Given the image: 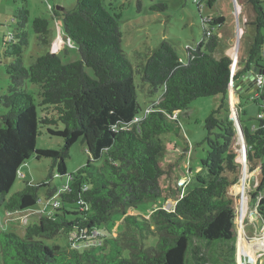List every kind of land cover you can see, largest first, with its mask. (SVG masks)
I'll return each instance as SVG.
<instances>
[{
  "label": "trees",
  "instance_id": "obj_1",
  "mask_svg": "<svg viewBox=\"0 0 264 264\" xmlns=\"http://www.w3.org/2000/svg\"><path fill=\"white\" fill-rule=\"evenodd\" d=\"M76 1L73 9L52 7V12L62 19L65 36L77 44L80 59L64 63L61 54L50 50L25 64L28 0L19 1L13 18L18 31L5 42L4 53L11 61L6 63L8 91L0 96V264H193L197 256L190 252L195 239L234 242L231 262L235 263L237 211L230 189L240 176L237 153L228 144L236 126L231 116H217L220 109L205 122V140L211 138L224 149L216 168L210 167L208 154L192 167H205V179L177 189L174 200L165 197L166 202L143 220L127 209L162 197L160 179L169 173L160 161L167 149L164 135L182 129L180 112L198 98L215 95L223 96L220 108L225 109L232 79L237 82L253 68L264 71V0H244L248 56L245 67L234 75L233 59L216 55L224 15L207 16L203 39L186 48L185 60L164 40L150 51L137 50L141 58L134 64L122 48V13L111 11L103 0ZM205 1L213 8L218 0ZM33 27L49 46V19L36 17ZM135 73L152 95L161 93L146 110L138 99ZM29 83L38 91H31ZM258 91V124L248 131L240 117L239 123L250 169L260 168L258 184L250 194L264 223V89ZM43 128L63 138L64 145L58 150L37 148ZM78 140L102 162L89 161L61 190L51 180L55 174L67 173L66 159ZM33 155L51 159L48 177L37 183L26 181L10 194L21 166ZM43 187L48 188V199L58 196L55 211L40 213L38 220L26 225L24 235L5 230L1 210L29 211L40 200ZM172 189L173 185L167 187V193ZM121 211L124 228L110 240L112 246L92 241L98 227ZM155 237L156 244L146 246Z\"/></svg>",
  "mask_w": 264,
  "mask_h": 264
},
{
  "label": "rangeland",
  "instance_id": "obj_2",
  "mask_svg": "<svg viewBox=\"0 0 264 264\" xmlns=\"http://www.w3.org/2000/svg\"><path fill=\"white\" fill-rule=\"evenodd\" d=\"M20 1V0H19ZM15 0H0V96L7 93L9 87V79L7 77L6 63L10 62V58L5 55V42L9 41L10 36L17 32L16 23L13 21L14 15L20 4ZM30 9V18L26 26L29 34V44L24 49V61L27 66L31 65L39 55H43L48 51L61 54L64 63H69L81 58L78 46L75 42L65 38L64 25L61 18L53 17L52 7H64L65 9H73L76 0H28ZM105 5L113 12H121L120 18L121 29L123 32L122 48L132 63L140 62L138 51H150L157 48L162 41H169L177 50L180 57L186 59V48L196 46L204 36L203 21L207 16L224 15L226 18L225 25L221 28L220 40L221 44L216 51V55L220 53L233 55L232 46L229 49L228 38L236 37L233 44L237 48L238 35L241 34L246 20L243 15L244 0H218L213 8L209 7L205 0H103ZM237 3L240 4V16H237ZM264 9V2H263ZM245 12V9H244ZM36 17H46L50 22V44L44 45L39 35L35 32L33 21ZM241 18V19H240ZM239 26V27H238ZM231 33V34H230ZM230 34V36L228 35ZM64 40H56L60 37ZM247 39H244L245 42ZM245 45L241 46L243 52ZM237 61L236 54L233 58L232 67H235ZM87 71L94 75L93 70L86 68ZM140 75L135 73V82L138 86V99L143 107L148 109L150 104L157 101L161 93L154 95L150 92L148 84L140 79ZM30 85V90L38 91V86ZM258 90L242 92L240 101L227 102L225 109L220 108L224 102L222 95L201 97L193 101L187 111H181L179 114V122L181 128L179 133L171 132L164 135L167 149L160 161L169 173L163 175L160 184L163 188V195L160 199H148L136 206L127 209L128 213L135 214L137 219L143 220L149 217L151 211L165 203V197L171 200L175 199L177 189L184 187L191 181L204 180L205 175L202 171L205 167L198 166L201 160L208 157L211 168H216L220 163L223 148L217 145L210 138L206 141V118L215 110L220 109L217 116L226 118L231 116L235 123L236 130L232 139L229 141V148L237 153L235 162L239 166V181L231 187L230 193L236 202V229L237 241L235 249L237 251V260L233 259L234 242L226 241H204L203 239H195L192 243V253L190 256L196 255L193 264H264V236L262 232L264 224L260 218L245 217L243 206L252 208L253 191L259 181V171L250 169V165L246 156L245 137L240 133L237 127L236 114L242 120V126L248 131H253L258 124L259 105L256 103V94ZM38 102V96H36ZM3 110L0 107V113ZM44 114H48L45 112ZM205 140V141H204ZM210 142L212 150L210 149ZM225 143L224 140H220ZM202 143V144H201ZM64 145V139L59 136H53L48 133L47 128L42 129V133L37 137V148L39 149H55L58 150ZM91 161L95 165H100L102 160L94 159L87 150L82 140H78L70 149V156L66 159L67 173L64 175L55 174L52 178L53 185L63 190L71 179V176L77 172L82 166ZM198 164V165H197ZM51 159H37L33 155L20 168L19 177L13 185L10 194L22 189L26 181L34 183L41 182L46 179L50 173ZM245 177H254V184L249 186L244 182ZM173 185V189L167 193V187ZM264 188V185H263ZM264 191V190H263ZM48 188L40 189V200L29 211L20 213H7L3 208L1 210V219L5 230L11 229L20 235L25 234V227L29 222L38 220L40 213H52L55 211L53 199L47 198ZM258 203V202H257ZM172 201L166 205L169 208ZM256 207V206H254ZM249 212V211H248ZM256 217V216H254ZM243 219H246L242 223ZM251 219V220H250ZM123 213L117 212L113 214L111 220L98 227L95 232L94 240L100 242L107 241L108 246H112L110 240L118 237L123 231ZM99 234V235H97ZM77 237V236H75ZM63 239V238H61ZM157 237L149 239L146 246L154 245ZM61 241V240H60ZM80 242L81 239L75 240ZM128 254V251L125 252Z\"/></svg>",
  "mask_w": 264,
  "mask_h": 264
},
{
  "label": "crops",
  "instance_id": "obj_3",
  "mask_svg": "<svg viewBox=\"0 0 264 264\" xmlns=\"http://www.w3.org/2000/svg\"><path fill=\"white\" fill-rule=\"evenodd\" d=\"M242 5H244V3H243ZM239 6H240V4L237 3V7H238V10H237V16H238V17L240 16V9H239ZM242 13H243V15H245V12H244V6H243V11H242ZM216 16H217V15H216ZM240 19H241V18H240ZM245 22H246V20H245ZM245 22H244V27L246 26V25H245ZM238 27H239V26H238ZM230 34H231V33H230ZM230 34H228V35L230 36ZM65 38L67 39L66 36H65ZM235 38H236V37H231V39L228 38V44H227V45H229V49L231 48L230 46H232V47H233L232 50L234 49V52H233V55H231V54H229V53H227V55H229V56L233 59V58H234V55L236 54L237 61H235V64H236V65H235L234 69L236 70L235 73H238L242 68L245 67L246 59H247V56H248L249 38H248V36H247V31H246V30H243V32H242L241 34L239 33V35H238L237 48H235V46H233V44H234L233 42H234ZM58 39H60V40H64V39L61 38V36L58 37L56 40H58ZM244 39H247V41L245 42V44H244V42H243ZM231 41H233V42H231ZM221 43H222V42H221ZM221 43H220V44H221ZM242 44H243V46L245 45V48H244L243 52H241V46H242ZM216 53H217V52H216ZM220 55H222V53H220ZM261 71H262V70H261ZM263 72H264V71H262V73H260V75H264ZM243 78H244V74L241 75V76L239 77V80H238L237 82L242 81ZM237 82H236V84L234 85V89L231 90V91H229V94H228V102H230V103L235 102L236 105H237V103L240 101V97H241L240 94H241L242 92H248V91L257 90V89H256L257 84H252V82L249 81V79H247L246 81H244V82H243V85H240L239 87H236ZM237 92H238L239 94H237ZM243 176H244L245 186H246V183H247L249 186L253 185L252 183H253V181H254V177H245V174H243ZM248 206H249V205H248ZM248 206H243V211H244V215H245V217H249V214H250V216H251L252 218H260V217H258V215H257V213H256V207H254V206L252 205V208L249 209ZM249 207H250V206H249ZM248 211H249V212H248ZM254 216H256V217H254ZM245 220H246V219H243L242 223L245 222ZM250 220H251V219H250ZM263 224H264V223H263Z\"/></svg>",
  "mask_w": 264,
  "mask_h": 264
},
{
  "label": "water",
  "instance_id": "obj_4",
  "mask_svg": "<svg viewBox=\"0 0 264 264\" xmlns=\"http://www.w3.org/2000/svg\"><path fill=\"white\" fill-rule=\"evenodd\" d=\"M58 8H61V7H58ZM62 8H63V7H62ZM234 71H235V70H234V68L232 67V72H233V74H234ZM260 73H262V71H261L259 68H253L252 70L246 71V72L244 73V78H243V80L237 82L236 87H239L240 85H243V82L246 81L247 79H249V81H251L252 84H256L257 81H258V76L260 75ZM263 73H264V72H263ZM233 80H234V79H233ZM234 83L236 84V80H234ZM256 89H257V87H256ZM237 94H239V93L237 92ZM236 119H237V127L239 128L240 133L242 134V136H244L243 129H242L240 123H239V115H238V114H236ZM259 170H260V168L257 169V171H259ZM257 215L259 216L258 213H257ZM236 219H237V215H236Z\"/></svg>",
  "mask_w": 264,
  "mask_h": 264
},
{
  "label": "built area",
  "instance_id": "obj_5",
  "mask_svg": "<svg viewBox=\"0 0 264 264\" xmlns=\"http://www.w3.org/2000/svg\"><path fill=\"white\" fill-rule=\"evenodd\" d=\"M235 70V69H234ZM236 71V70H235ZM235 71H234V74H235ZM257 86H258V90L259 89H264V75H259L258 76V81H257ZM234 89V81L232 79L231 81V84H230V88H229V91L233 90ZM260 96V92L258 91L257 94H256V98H259ZM260 116H262V114H260ZM176 117V116H175ZM67 188V186H66ZM171 207V206H170ZM262 237L264 236V229H263V232H262ZM264 238V237H263Z\"/></svg>",
  "mask_w": 264,
  "mask_h": 264
},
{
  "label": "clouds",
  "instance_id": "obj_6",
  "mask_svg": "<svg viewBox=\"0 0 264 264\" xmlns=\"http://www.w3.org/2000/svg\"><path fill=\"white\" fill-rule=\"evenodd\" d=\"M233 75H234V74H233ZM233 81H234V80H233ZM256 84H257V83H256ZM234 85H235V83H234ZM257 87H258V86H257ZM170 206H171V204H170ZM170 206H169V208H170ZM169 208H168V209H169ZM256 213H257V212H256ZM258 217H259V216H258Z\"/></svg>",
  "mask_w": 264,
  "mask_h": 264
},
{
  "label": "bare ground",
  "instance_id": "obj_7",
  "mask_svg": "<svg viewBox=\"0 0 264 264\" xmlns=\"http://www.w3.org/2000/svg\"><path fill=\"white\" fill-rule=\"evenodd\" d=\"M254 182H255V180L253 181V183H252V184H254Z\"/></svg>",
  "mask_w": 264,
  "mask_h": 264
},
{
  "label": "flooded vegetation",
  "instance_id": "obj_8",
  "mask_svg": "<svg viewBox=\"0 0 264 264\" xmlns=\"http://www.w3.org/2000/svg\"><path fill=\"white\" fill-rule=\"evenodd\" d=\"M257 90H258V87H257Z\"/></svg>",
  "mask_w": 264,
  "mask_h": 264
}]
</instances>
